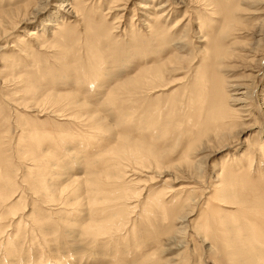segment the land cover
<instances>
[{
    "label": "rangeland",
    "instance_id": "obj_1",
    "mask_svg": "<svg viewBox=\"0 0 264 264\" xmlns=\"http://www.w3.org/2000/svg\"><path fill=\"white\" fill-rule=\"evenodd\" d=\"M123 1L0 0V264H264V0Z\"/></svg>",
    "mask_w": 264,
    "mask_h": 264
},
{
    "label": "bare ground",
    "instance_id": "obj_2",
    "mask_svg": "<svg viewBox=\"0 0 264 264\" xmlns=\"http://www.w3.org/2000/svg\"><path fill=\"white\" fill-rule=\"evenodd\" d=\"M30 1V0H29ZM73 1V0H72ZM78 1V0H77ZM85 1V0H84ZM125 1V0H124ZM124 1H123V3H124ZM183 1H185V0H183ZM45 2V1H44ZM114 2V1H113ZM116 2V1H115ZM128 2V1H127ZM187 2V1H186ZM42 3V2H41ZM80 3V2H79ZM188 3V2H187ZM77 4V3H76ZM84 4H85V2H84ZM111 4V3H110ZM113 4V3H112ZM117 4H118V1H117ZM178 4V3H177ZM36 6L38 5L37 3L35 4ZM64 5V4H63ZM75 5V4H74ZM78 5V4H77ZM76 5V6H77ZM119 5V4H118ZM138 5V4H137ZM181 5V4H180ZM80 6H81V3H80ZM83 6V5H82ZM120 6H122V4L120 5ZM182 6H183V4H182ZM23 7V6H22ZM63 7H65V6H63ZM185 7H186V5H185ZM34 8H36L37 9V7H35L34 6ZM109 8V7H108ZM112 8V7H111ZM228 8V7H227ZM28 9V8H27ZM114 9V8H113ZM159 9V8H158ZM157 9V10H158ZM15 10H19L18 9V7H17V9H15ZM35 10V9H34ZM76 10H77V8H76ZM82 10V9H81ZM122 10V9H121ZM14 11V10H13ZM23 11L24 12H22V14H20L21 16H23V17H26V10H25V7H24V9H23ZM32 11V10H31ZM31 11H30V13H31ZM112 11V10H111ZM110 11V12H111ZM118 11H120V10H118ZM225 11H227V10H225ZM17 12H19V11H15V13H17ZM41 12V11H40ZM76 12V11H75ZM82 12V11H81ZM34 13V12H33ZM231 13V12H230ZM37 14V13H36ZM69 14V13H68ZM71 14H73V11H72V13ZM79 14V13H78ZM109 14V13H108ZM228 14H229V11H228ZM10 15H14V13H12V11H5V14L3 13V19H8V17L10 16ZM38 15V14H37ZM73 15H75V14H73ZM81 15V14H80ZM186 15V14H185ZM18 16V15H17ZM70 16H72V15H70ZM157 17V19L161 16H159L158 17V15H156ZM166 16V15H165ZM13 17V16H12ZM32 17V16H31ZM30 17V18H31ZM77 17V16H76ZM78 18V17H77ZM9 19H11V18H9ZM21 19V18H20ZM79 19V18H78ZM77 19V20H78ZM224 20H226V19H224ZM8 21V20H7ZM64 21V20H63ZM11 22V21H10ZM22 22V21H21ZM9 23V22H8ZM11 23H13V22H11ZM10 23V24H11ZM17 24V23H16ZM14 23H13V25H12V27H14ZM76 26V25H75ZM2 27V26H1ZM11 27V26H10ZM88 27V26H87ZM95 28V27H94ZM93 29V28H92ZM74 30V29H73ZM73 30H72V32H73ZM97 30V27L95 28V30H93V32L94 31H96ZM71 31V30H70ZM89 31H90V29H89ZM100 31V30H99ZM96 32H98V31H96ZM171 32V31H170ZM90 33V32H89ZM92 33V32H91ZM90 33V34H91ZM167 33V32H166ZM65 34V33H64ZM70 34V33H69ZM68 34V35H69ZM32 35V34H31ZM71 35V34H70ZM74 35V34H73ZM167 35V34H166ZM169 35V34H168ZM73 37V36H72ZM186 37V36H185ZM61 39V38H60ZM63 39V38H62ZM165 39V38H164ZM177 45V44H176ZM263 51V50H262ZM215 52V51H214ZM227 52V51H226ZM219 55H225V52L224 51H222V50H220L219 51ZM183 58V57H182ZM218 59V58H217ZM167 60V59H166ZM166 60H164V61H166ZM171 60H173L172 58L171 59H169L168 58V61H166L165 63H163V64H161L160 66H159V69H158V71L159 72H156V73H160L161 71H164V70H167V68H171L172 67V61ZM184 60V59H183ZM260 64V63H259ZM154 68V67H153ZM152 68V69H153ZM177 72V71H176ZM162 73V72H161ZM153 78V77H152ZM242 94V93H241ZM242 97V96H241ZM230 98V97H229ZM238 104V103H237ZM242 109V108H241ZM246 110V109H245ZM246 112V111H245ZM245 114V113H244ZM91 117V116H90ZM229 133V132H228ZM224 135V134H223ZM221 135H219V137H220ZM232 136H234V135H232ZM219 137H217V136H215V139L216 140H221V137L219 138ZM229 137V136H228ZM231 137V136H230ZM235 137V136H234ZM233 138V137H232ZM226 140V139H225ZM228 140V139H227ZM232 142V141H231ZM235 142V141H234ZM238 142V141H237ZM224 144V143H223ZM219 146V147H218ZM223 146V145H222ZM225 146H226V144H225ZM215 147H216V145H215ZM217 147L218 148H220V143H218V145H217ZM230 147V146H229ZM121 148V147H120ZM123 149V148H122ZM217 149V148H216ZM222 149V148H221ZM221 149H219V151L221 150ZM261 150H263V149H261ZM122 151V150H121ZM124 151V150H123ZM127 151V150H126ZM134 151V150H133ZM132 151V152H133ZM217 151H218V149H217ZM217 151H215V152H217ZM128 153H130V151L128 152ZM260 154H261V157L263 156L264 157V155H262V152H259ZM136 154V153H135ZM135 154H134V156H135ZM257 154V153H256ZM133 157V156H132ZM209 157V156H208ZM260 157V158H261ZM140 159H141V157H140ZM263 159V158H262ZM250 160V159H249ZM264 160V159H263ZM141 161H143V158H142V160ZM185 168H186V166H185ZM202 168H196L195 169V167L194 166H192V165H190V166H188L187 167V170L188 171H186V172H188V173H190V174H200V173H203V169L201 170ZM223 169V168H222ZM184 170H186V169H184ZM221 174H223V173H221ZM219 177H220V175H219ZM75 183V182H74ZM221 185L220 186H223L222 184H224L225 185V187H231V184L228 182V181H223L222 180V182L220 183ZM227 184H230V185H227ZM88 185V184H87ZM89 186V185H88ZM220 188V187H219ZM230 190H232L231 188H230ZM86 196V195H85ZM192 198V197H191ZM193 199V198H192ZM191 199V201H192V203H194V201ZM191 204V203H190ZM194 205V204H193ZM186 206V205H185ZM190 207V206H189ZM190 209V208H189ZM187 210V209H186ZM185 212V211H184ZM193 212V211H192ZM185 213H187V212H185ZM191 213V212H190ZM180 215H182V212H181V214ZM184 216V215H183ZM182 216V217H183Z\"/></svg>",
    "mask_w": 264,
    "mask_h": 264
}]
</instances>
